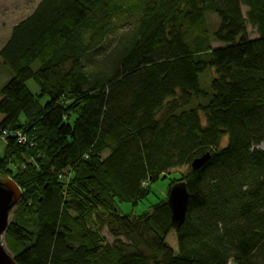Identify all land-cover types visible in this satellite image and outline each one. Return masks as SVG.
<instances>
[{
	"label": "trees",
	"instance_id": "16d2710c",
	"mask_svg": "<svg viewBox=\"0 0 264 264\" xmlns=\"http://www.w3.org/2000/svg\"><path fill=\"white\" fill-rule=\"evenodd\" d=\"M0 60V133L25 138L0 157L22 191L3 236L16 264H264V0H40ZM183 167L179 229L166 199L118 212Z\"/></svg>",
	"mask_w": 264,
	"mask_h": 264
},
{
	"label": "rangeland",
	"instance_id": "374dc122",
	"mask_svg": "<svg viewBox=\"0 0 264 264\" xmlns=\"http://www.w3.org/2000/svg\"><path fill=\"white\" fill-rule=\"evenodd\" d=\"M40 0H0V50L4 47L5 43L9 39L12 29L21 23L23 20L28 18L36 9ZM247 9L242 7V14L246 13ZM207 27L209 29H214L217 25V20L215 16H208L206 21ZM119 33L111 38L113 44H117L119 39L123 38L132 32L136 27L135 20L125 22L121 25ZM247 33L249 38H256V33L249 26L247 27ZM213 47H217L218 44L212 43ZM114 48V47H113ZM110 53V51H108ZM214 77L213 71H206L203 75L199 77L201 88H208L211 78ZM12 79V73L9 69L3 65L2 60H0V90ZM205 85V87H204ZM27 88L34 94H38L39 89L34 82H28ZM44 104V102H43ZM21 134V133H19ZM17 137V135H13ZM17 143H19L17 141ZM33 144V143H32ZM226 145V138L222 140L221 147L223 148ZM5 143L3 140H0V157L3 154ZM264 149V147H261ZM188 167H183L180 169L172 170L165 175V178H159L153 183L149 184L150 193L147 196L146 200L142 203H139L137 206H132L130 204H117L118 212L122 215H132L138 216L144 212H147L150 207L156 204L159 200L167 199V186L170 179H181L187 174ZM169 192V191H168ZM18 207V205H17ZM17 207L13 209L9 216V223L13 218L14 212L17 210ZM102 236L107 241L109 245L113 243L112 238L108 234L107 230L103 228ZM1 243L7 253L12 257V254L7 249V246L3 240ZM166 244L174 252L177 253L176 238L173 232L169 233L166 237Z\"/></svg>",
	"mask_w": 264,
	"mask_h": 264
},
{
	"label": "water",
	"instance_id": "95a60500",
	"mask_svg": "<svg viewBox=\"0 0 264 264\" xmlns=\"http://www.w3.org/2000/svg\"><path fill=\"white\" fill-rule=\"evenodd\" d=\"M209 159L206 154L192 161L190 168L199 170ZM22 191L10 178H0V264H16L3 247L1 240L9 225V216L19 204ZM188 193L184 182L175 183L168 192L166 205L170 211V224L173 229H179L186 217Z\"/></svg>",
	"mask_w": 264,
	"mask_h": 264
},
{
	"label": "built area",
	"instance_id": "2783aa9c",
	"mask_svg": "<svg viewBox=\"0 0 264 264\" xmlns=\"http://www.w3.org/2000/svg\"><path fill=\"white\" fill-rule=\"evenodd\" d=\"M9 135L12 136L14 139H16L19 142V144L25 143V138L23 137L22 134H19V133L11 134V133H7V132H1L0 133V140H4ZM13 135H17V137H15Z\"/></svg>",
	"mask_w": 264,
	"mask_h": 264
}]
</instances>
